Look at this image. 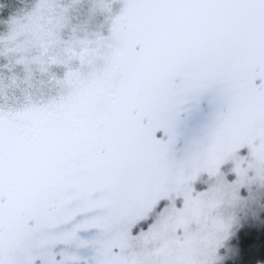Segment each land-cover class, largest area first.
I'll list each match as a JSON object with an SVG mask.
<instances>
[{"label": "snow or ice", "instance_id": "6c2138e0", "mask_svg": "<svg viewBox=\"0 0 264 264\" xmlns=\"http://www.w3.org/2000/svg\"><path fill=\"white\" fill-rule=\"evenodd\" d=\"M245 226L264 0H0V264H227Z\"/></svg>", "mask_w": 264, "mask_h": 264}, {"label": "trees", "instance_id": "16d2710c", "mask_svg": "<svg viewBox=\"0 0 264 264\" xmlns=\"http://www.w3.org/2000/svg\"><path fill=\"white\" fill-rule=\"evenodd\" d=\"M240 254L227 264H255L259 258H264V227L250 229L245 226L239 232Z\"/></svg>", "mask_w": 264, "mask_h": 264}, {"label": "rangeland", "instance_id": "374dc122", "mask_svg": "<svg viewBox=\"0 0 264 264\" xmlns=\"http://www.w3.org/2000/svg\"><path fill=\"white\" fill-rule=\"evenodd\" d=\"M21 2L23 4H27L29 2V0H21ZM200 179H201L202 183H208V180H209V178H207V177H201ZM247 227L250 228V229H260V228H262L261 226H247ZM228 255L231 256V252H229Z\"/></svg>", "mask_w": 264, "mask_h": 264}]
</instances>
